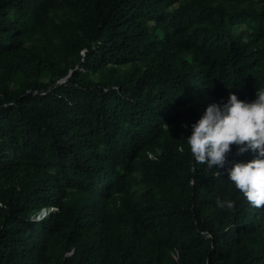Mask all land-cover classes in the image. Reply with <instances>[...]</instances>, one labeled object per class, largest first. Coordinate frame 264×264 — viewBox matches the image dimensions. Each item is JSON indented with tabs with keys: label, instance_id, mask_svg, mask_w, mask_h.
Returning <instances> with one entry per match:
<instances>
[{
	"label": "trees",
	"instance_id": "16d2710c",
	"mask_svg": "<svg viewBox=\"0 0 264 264\" xmlns=\"http://www.w3.org/2000/svg\"><path fill=\"white\" fill-rule=\"evenodd\" d=\"M262 85L264 0H0V264H264L258 152L187 144Z\"/></svg>",
	"mask_w": 264,
	"mask_h": 264
},
{
	"label": "clouds",
	"instance_id": "9594fccd",
	"mask_svg": "<svg viewBox=\"0 0 264 264\" xmlns=\"http://www.w3.org/2000/svg\"><path fill=\"white\" fill-rule=\"evenodd\" d=\"M191 128L187 137L191 155L208 169L224 168L233 145L238 146V155L248 150L258 152L248 162L234 163L228 174L251 206L264 208V85L258 88L255 100H241L230 92L226 103L209 104ZM216 205L235 211V202L230 199L218 196Z\"/></svg>",
	"mask_w": 264,
	"mask_h": 264
},
{
	"label": "built area",
	"instance_id": "2783aa9c",
	"mask_svg": "<svg viewBox=\"0 0 264 264\" xmlns=\"http://www.w3.org/2000/svg\"><path fill=\"white\" fill-rule=\"evenodd\" d=\"M54 206H49V207H42L40 210L37 212L36 217L41 218L45 216L50 210H53Z\"/></svg>",
	"mask_w": 264,
	"mask_h": 264
}]
</instances>
